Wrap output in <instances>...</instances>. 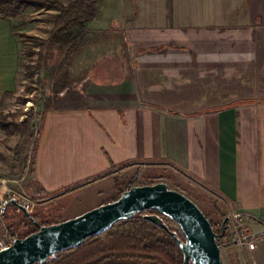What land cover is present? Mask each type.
Returning a JSON list of instances; mask_svg holds the SVG:
<instances>
[{"label": "crops", "instance_id": "1", "mask_svg": "<svg viewBox=\"0 0 264 264\" xmlns=\"http://www.w3.org/2000/svg\"><path fill=\"white\" fill-rule=\"evenodd\" d=\"M127 4L135 12L116 59L90 64L70 102L45 111L36 181L69 195L65 220L110 202L126 171L156 167L145 176L164 181L158 166L176 169L227 209L225 242L264 264V0ZM20 56L12 20L0 17V111L16 102Z\"/></svg>", "mask_w": 264, "mask_h": 264}, {"label": "rangeland", "instance_id": "2", "mask_svg": "<svg viewBox=\"0 0 264 264\" xmlns=\"http://www.w3.org/2000/svg\"><path fill=\"white\" fill-rule=\"evenodd\" d=\"M51 1L68 4V0ZM87 5L88 18L80 23L79 28L68 32L56 30L60 10L55 7L31 6L24 13L9 18L20 45L21 70L16 102L11 110L0 111V239L9 236L21 238L27 230L25 213L14 203L10 205L12 199L26 205L40 223L60 222L68 215L58 208L71 200L69 195L50 194L35 181L31 172L41 122L48 108L54 104H67L71 94L84 87L90 64H96L108 52H115L109 58L116 59V50L125 42L122 23L135 12L134 5L127 4V0H90ZM77 32H82L85 39L76 47L58 44L61 40L68 41L70 35L78 36ZM163 167L158 166L164 175L162 182L191 198L220 233V225L228 211L214 193L184 173ZM154 169L156 167L144 166L136 184L149 182L145 175L152 174ZM153 173L156 174L155 171ZM133 176L131 172H124L120 178L124 186ZM164 217L166 223L183 236L178 223ZM234 232L238 240L241 231L235 229ZM225 236L220 242L222 263L252 264L239 247L225 242Z\"/></svg>", "mask_w": 264, "mask_h": 264}, {"label": "water", "instance_id": "3", "mask_svg": "<svg viewBox=\"0 0 264 264\" xmlns=\"http://www.w3.org/2000/svg\"><path fill=\"white\" fill-rule=\"evenodd\" d=\"M38 227L26 237L16 238L0 251V264H47L58 252L78 247L89 237L108 230L116 221L133 217L149 210L145 218L166 230L179 243L183 264H223L218 238L226 233L227 216L222 222V233H217L209 218L186 194L172 189L166 182L136 185L125 190L111 202L101 204L66 220L43 225L31 211L16 199L11 200ZM173 219L181 227L183 236L170 230L158 213Z\"/></svg>", "mask_w": 264, "mask_h": 264}, {"label": "trees", "instance_id": "4", "mask_svg": "<svg viewBox=\"0 0 264 264\" xmlns=\"http://www.w3.org/2000/svg\"><path fill=\"white\" fill-rule=\"evenodd\" d=\"M87 1L90 0H68V4L65 5L51 0H0V17L10 18V16L20 15L31 6L55 7L60 10L56 21V30L68 32L69 29L79 28L80 23L88 18L87 9L89 5H87ZM77 33L78 36L70 35L69 38L67 37L68 41L61 40L58 44L76 47L85 39L82 32ZM242 102L244 101H238L231 105ZM37 145L38 142L36 149ZM34 171L35 165L33 163L31 172L35 179ZM138 176H134L124 189L119 188L111 201L118 199L125 190L136 186ZM147 179L149 182L141 183V185L155 184L162 181L160 177H148ZM12 204V201H10V205ZM149 212L151 211H142L128 219L116 221L105 232L87 238L82 245L58 252L54 257L49 258L47 264H183L184 254L179 243L169 230L144 217ZM158 214L165 219V215ZM25 216L28 222L27 230L20 237H26L38 230V227L30 221L26 214ZM33 216L38 219L35 214ZM55 222H59V220L41 223L48 225ZM168 225L170 230L176 231L170 224ZM220 226V233H222V224ZM228 228L229 221L226 223V230ZM214 230L217 232L215 228ZM179 236L181 237V234ZM221 241V237L218 238L219 244ZM189 264L193 263L190 261Z\"/></svg>", "mask_w": 264, "mask_h": 264}, {"label": "built area", "instance_id": "5", "mask_svg": "<svg viewBox=\"0 0 264 264\" xmlns=\"http://www.w3.org/2000/svg\"><path fill=\"white\" fill-rule=\"evenodd\" d=\"M15 239H16L15 236H9L6 239H3V238L0 239V251L8 248L14 242ZM238 240H240V241L244 240L247 243V245L249 246V248H254L255 247V242L253 240L246 239L244 232L241 233V234H238Z\"/></svg>", "mask_w": 264, "mask_h": 264}]
</instances>
